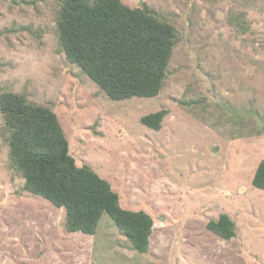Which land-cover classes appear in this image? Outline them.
Here are the masks:
<instances>
[{
  "label": "rangeland",
  "instance_id": "obj_1",
  "mask_svg": "<svg viewBox=\"0 0 264 264\" xmlns=\"http://www.w3.org/2000/svg\"><path fill=\"white\" fill-rule=\"evenodd\" d=\"M148 4L178 31L155 97L111 99L61 49V0H0V93L53 109L79 166L123 208L153 217L141 253L104 214L94 235L68 232L65 209L24 189L0 112V264H264V0H122ZM244 12L246 31L230 21ZM167 110L162 128L143 115ZM228 214L237 236L209 230Z\"/></svg>",
  "mask_w": 264,
  "mask_h": 264
},
{
  "label": "trees",
  "instance_id": "obj_2",
  "mask_svg": "<svg viewBox=\"0 0 264 264\" xmlns=\"http://www.w3.org/2000/svg\"><path fill=\"white\" fill-rule=\"evenodd\" d=\"M57 26L61 49L111 99L155 97L165 85L176 27L148 4L131 7L122 0H61ZM230 21L246 31L244 12ZM9 155L25 179L24 189L65 209L68 232L94 235L109 215L134 248L148 251L154 220L148 213L123 208L110 182L90 165L79 166L57 113L13 91L0 93ZM167 115L161 109L141 117L156 131ZM264 190V160L253 177ZM209 230L223 239L237 236L235 221L226 213L211 219Z\"/></svg>",
  "mask_w": 264,
  "mask_h": 264
}]
</instances>
